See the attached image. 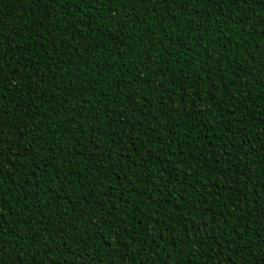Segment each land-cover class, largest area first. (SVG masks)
I'll return each mask as SVG.
<instances>
[{
  "label": "trees",
  "instance_id": "16d2710c",
  "mask_svg": "<svg viewBox=\"0 0 264 264\" xmlns=\"http://www.w3.org/2000/svg\"><path fill=\"white\" fill-rule=\"evenodd\" d=\"M0 264H264V0H0Z\"/></svg>",
  "mask_w": 264,
  "mask_h": 264
}]
</instances>
